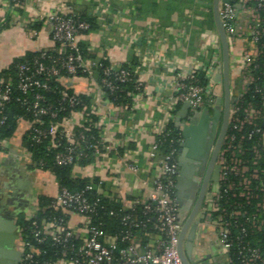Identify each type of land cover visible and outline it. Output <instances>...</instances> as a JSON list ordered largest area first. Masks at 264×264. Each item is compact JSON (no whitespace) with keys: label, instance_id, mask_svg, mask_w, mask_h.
I'll list each match as a JSON object with an SVG mask.
<instances>
[{"label":"built area","instance_id":"1","mask_svg":"<svg viewBox=\"0 0 264 264\" xmlns=\"http://www.w3.org/2000/svg\"><path fill=\"white\" fill-rule=\"evenodd\" d=\"M235 3L240 5V9L236 10L231 3H219L218 17L231 57L232 78L237 73L239 84L235 96L232 95L234 102L217 159L216 181L207 188L206 198L200 207L204 222L215 229L227 264H231L228 254L233 247L231 226H240L238 220L245 217L255 230L264 225V166L260 164L264 158V78L261 80L256 75L259 68L257 61L264 58V42L260 43L259 40L264 33V20L259 15V11L264 9V0H235ZM7 5L10 15L14 7L24 5V0H7ZM44 22L51 41L59 45L58 51L62 56L57 66L39 63L34 70L26 65L17 67L19 82L16 89L25 95L31 93L32 98L33 117L25 123V131L30 132L36 143L46 140V149H62L55 152L54 163L58 166H73L71 175L74 178L78 177L73 174L74 170L81 168L79 161L88 154L96 160L115 155L123 168L135 176L152 173L150 179H140L143 194L133 198L126 207L131 212L141 207L142 214L147 215V218L139 223H135L133 213L121 218L123 224L134 228L145 229L150 224L151 233L149 241L143 245L141 239L130 231L110 235L94 223L100 198L90 199L88 194L97 196L103 193L108 197L104 178L95 173L87 175L85 178L89 182L76 191L57 184V193L46 209L61 212L68 219L35 220L36 208L34 214L26 218L29 221L26 228L17 226L14 251L19 257L16 264H182L177 251L182 227L175 195L177 159L174 160L171 153L158 154L157 138L165 134V127L174 120V108L164 102L162 108L165 118L161 126H153L156 138L149 146L144 162L139 163L137 153H133L135 157L129 159L126 142L111 137L118 130V113L128 107L111 105L105 91L116 89L108 79L113 74L119 83L133 80L136 93L129 107L133 108V100L143 88L138 68L130 67L129 71L109 63L102 71L104 77L98 79L97 58L84 56L77 45L78 38L88 32L89 25L58 14L47 17ZM37 36L38 31L32 30L30 38L35 39ZM217 48L220 55L219 44ZM44 57L41 54V58ZM215 61L211 64L196 63L191 68L173 67V99L180 106L187 103L190 114L214 109L221 103L222 84L216 82L220 58L217 57ZM61 71L65 76L61 75ZM200 72H203L205 85L198 82ZM78 73L85 76L89 87L75 95L63 89L56 90L48 83L50 78L69 82ZM36 76H41L42 80ZM258 82L262 84L258 85ZM250 86H254V93L259 95V104H239V99ZM13 88L11 82L0 80V127L6 121L2 111L4 104L10 100ZM55 90L60 97L57 109L41 93ZM93 94L96 98L88 108L78 98V95L91 98ZM26 101L24 98L23 103ZM67 108L70 109L69 114L59 118L58 113H64ZM6 141H0V152L5 148ZM182 143L183 139L180 147ZM244 143L249 147H244ZM247 150L251 153L250 162L245 159ZM93 179L97 181L93 182ZM234 199H242L247 205L255 200L254 212L248 216L243 206ZM230 207L233 208L231 211L228 210ZM236 239L240 245L238 254L241 264H264V254L258 247L243 243L239 237Z\"/></svg>","mask_w":264,"mask_h":264},{"label":"crops","instance_id":"2","mask_svg":"<svg viewBox=\"0 0 264 264\" xmlns=\"http://www.w3.org/2000/svg\"><path fill=\"white\" fill-rule=\"evenodd\" d=\"M212 3L213 0H24L23 6L14 7L8 15L7 0H0V20L8 25L0 31V69L29 52L54 48L44 22L47 17H93L97 29L78 38L85 42L87 54L106 58L115 65L133 63L138 68L142 91L133 100V108L118 113V130L111 137L125 141L129 159L137 153L136 159L142 164L156 138L153 126H161L165 118L164 102L174 108V121L181 108L173 99V67L216 63L217 57L221 62ZM37 23L38 36L32 39L29 26ZM230 67L229 56L232 84ZM67 84L75 93L89 87L85 79H72ZM95 96L91 95V102ZM182 120L175 121L176 125ZM24 131V125L17 128L0 152V264L17 262L14 237L18 222L34 214L39 198H53L58 190L52 174L32 167L22 140ZM95 173L104 178L106 195L118 199L123 207L143 194L140 179L152 177V173L133 175L115 155L103 160L92 157L73 172L80 178ZM201 215L199 209L191 256L203 259L201 264H227L214 227Z\"/></svg>","mask_w":264,"mask_h":264},{"label":"trees","instance_id":"3","mask_svg":"<svg viewBox=\"0 0 264 264\" xmlns=\"http://www.w3.org/2000/svg\"><path fill=\"white\" fill-rule=\"evenodd\" d=\"M61 15V14H58ZM259 15L261 20H264V9L259 11ZM63 17L71 18L74 22H84L89 25L88 32L84 33V35L89 34L90 32L97 29V22L95 19L91 16H88L86 14L83 15H61ZM8 26V25H7ZM6 25L1 23L0 20V31L3 28H7ZM32 30H39L40 25L32 24L29 26ZM260 43L264 42V33L260 35ZM77 45L79 49L81 50L82 54L88 58L96 59V57L91 56L87 54V51L85 50L86 44L83 41L78 40ZM59 45L55 44L54 48L47 49V50H40V51H34L27 53L24 57L20 59H15L8 67L4 69H0V80L3 81H9L13 84V89L10 94V100L4 104V108L2 111V114L6 116L5 123L0 127V141L7 140L11 135L16 131L17 128L20 126L25 125L28 121L32 120V109H31V93H28L27 95L22 94L20 91L16 89V86L19 82V78L17 76V67L20 65H26L31 70H34L36 66L39 63H43L44 65H59V60L61 58V54L58 51ZM68 52V51H66ZM41 54H44V58H41ZM98 61V67H97V73L96 76L98 79H101L103 76L102 71L105 67L109 65V62L107 59H97ZM133 63H127V64H121V68L125 70H131L130 67H133ZM257 64L259 65V68L256 70V75H259L260 79L262 80L264 78V58H260L257 61ZM61 75L64 74L63 71H61ZM65 76V75H63ZM37 79H41V76H36ZM73 79H85V76L83 74L78 73L77 76ZM113 85L116 87V89L112 92L105 91L107 94L108 102L111 105H122L126 107H130L132 103V96L136 93L134 88L133 80L126 82V83H119L115 80V75H111L108 78ZM198 82L201 85H205L206 81L203 79V72H200L198 75ZM48 83L51 87H55L56 90H66L70 95H75L73 89L70 87V85L67 84V82H61L60 80H57L56 78H50L48 79ZM258 85H261L262 83L258 82ZM41 91L42 95L46 99V101L53 104L54 108L57 109V103L60 100V97L58 94H56V91ZM26 99L27 101L23 103V99ZM78 98L83 102L86 107H90L91 105V98L88 96H82L78 95ZM260 101L259 95L254 93V86H250L248 90L241 96L238 103L245 104L251 103L253 105H258ZM180 106V105H178ZM70 112V109L67 108L66 111L63 113H58V117L61 118L63 116L68 115ZM175 114V113H174ZM93 133V132H92ZM91 133V134H92ZM230 134V132H227V134ZM158 154L159 155H166V154H172V158L174 160L178 157V150L180 149V141H181V127L179 125H176L175 121H171L167 124L165 127V134L162 136H158ZM23 144L25 148L27 149V152L30 153V158L32 162V167L34 169H40L43 171H47L50 174L55 177V180L57 181V184L59 187L66 188L70 191H76L79 189H82L89 180L87 178H80V177H72V171L73 166H58L54 163L53 157L56 151H61L62 149H46L47 141L43 140L40 143H36L34 140H32V137L30 135V132L24 131L23 133ZM248 146V144L244 143V147ZM249 147V146H248ZM92 158L91 154H88L87 157L81 158L79 161V164L82 165L88 161V159ZM246 161L250 162L251 159V153L249 150L246 151L245 154ZM261 166H264V158L260 160ZM96 179H93V182H96ZM90 199L100 198L99 206L97 210V215L93 218V221L95 224L99 225V227L110 235H121L125 231H130L132 234L137 235L141 241L142 244L145 245L149 241V233H151V230L149 229L150 224L145 229L140 228H134L132 225L123 224L121 222V218L127 214V213H133V217L135 219V223H139L144 221L147 218V215L144 216L142 214V208L136 207L134 212H131L126 207H123L118 199L114 197H110L108 195L105 196L103 193L98 194L97 196L94 195V193L88 194ZM52 198H45L41 197L38 199L36 203V208L38 209L36 211L35 220L40 221L43 218H56L59 220H66L68 217L61 212H51L46 207L50 204ZM233 201V200H232ZM234 201L240 203L243 206V209L246 210L248 213V216L251 215L254 212V205L256 203L255 200L251 201L250 205L245 204L244 200L242 199H234ZM233 208H229L228 210L231 211ZM215 215V214H213ZM238 223L240 226H231V239L233 242V247L229 251V258L231 264H241V259L239 256V250L240 245H238L237 237L240 238V240L244 242H248L251 247H258L261 252L264 254V225L260 227L259 230H255L250 227V223L246 221L245 218H240L238 220ZM29 225V221L27 219H22L18 222V226L20 228H26ZM242 229L245 231L243 232ZM45 248V247H44ZM48 255V254H47Z\"/></svg>","mask_w":264,"mask_h":264},{"label":"water","instance_id":"4","mask_svg":"<svg viewBox=\"0 0 264 264\" xmlns=\"http://www.w3.org/2000/svg\"><path fill=\"white\" fill-rule=\"evenodd\" d=\"M231 3L236 10L240 9V5L235 0H213L212 12L214 24L220 41L221 64L217 70L216 82H221L224 103V122L227 121L230 105L232 106L234 98L230 95L229 81V49L224 31L221 27L218 17V4ZM218 102H220L218 100ZM183 119L179 124L181 126V137L183 143L178 151L177 172L175 176V195L178 204V219L182 223L179 234L177 251L182 264H201V260H197L191 256L193 241L197 229V221L195 219L199 211L206 193V187L209 181V171H206L200 189L196 194L197 183L195 177L198 176L199 168L193 164L196 159L198 149L203 146L201 134L206 130L208 121L210 120L208 111H195L192 114L188 111V104L181 105L175 121ZM220 138L216 144L213 156L219 147ZM211 165V164H210ZM217 177V175H216ZM216 177L211 182L216 181ZM15 239V237H14ZM19 257V256H18ZM18 260V259H17ZM16 264V263H15ZM205 264V263H203Z\"/></svg>","mask_w":264,"mask_h":264},{"label":"flooded vegetation","instance_id":"5","mask_svg":"<svg viewBox=\"0 0 264 264\" xmlns=\"http://www.w3.org/2000/svg\"><path fill=\"white\" fill-rule=\"evenodd\" d=\"M236 90L237 89L233 88V85L232 87L230 86L231 97L232 95L235 96ZM223 102L224 101L222 97L220 105L216 106L214 109L208 110V115H209L210 120L208 121L206 130L201 134L202 141L204 142V144L203 146L200 147L201 149H198L196 159L193 162L195 167L199 168L198 176L194 178L195 183H197V186L195 185V188L197 190L196 194L200 189V185L202 183L204 175L206 171L208 170L209 166H210V171H209L210 174H209V181H208L206 190L209 184L211 183V180L214 179L218 173L217 159H218L219 152H220V149H221V146H222V143H223L226 131H227L228 118H229V114L231 110V105H230L227 121L224 122V103ZM223 130L224 132H223V135L221 136L219 147L216 151L215 156H213L216 144Z\"/></svg>","mask_w":264,"mask_h":264},{"label":"rangeland","instance_id":"6","mask_svg":"<svg viewBox=\"0 0 264 264\" xmlns=\"http://www.w3.org/2000/svg\"><path fill=\"white\" fill-rule=\"evenodd\" d=\"M231 79H233V88L238 89L239 81H238L237 73L233 76V78L231 76ZM27 216L30 217L31 214H28Z\"/></svg>","mask_w":264,"mask_h":264}]
</instances>
